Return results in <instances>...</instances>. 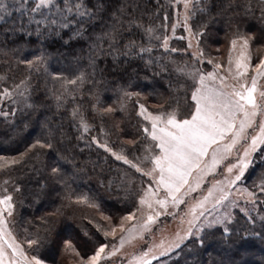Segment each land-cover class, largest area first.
<instances>
[{
  "label": "trees",
  "instance_id": "obj_1",
  "mask_svg": "<svg viewBox=\"0 0 264 264\" xmlns=\"http://www.w3.org/2000/svg\"><path fill=\"white\" fill-rule=\"evenodd\" d=\"M71 2L57 0L59 8L32 13L27 8L33 0L20 11L14 0H5L12 15L0 21V112L7 113L0 115V164H5L0 194L13 197L21 239L37 240L31 255L47 264L79 262L100 244L110 245L103 231L136 211L149 184L94 138L146 168L154 142L143 132L139 104L154 114L175 110L179 119L188 118L191 93L199 85L189 73L225 65L233 39L250 40L254 66L264 58V0H194L190 24L194 33H203L197 39L205 60L188 52L187 42L179 39L183 30L173 32L176 0H104L94 17L74 21L65 7ZM141 47L150 51L139 52ZM5 88L10 98L2 95ZM38 141L52 148H41ZM54 167L59 171L53 173ZM245 181L253 190L264 183V146ZM83 197L98 207L77 203ZM224 227L232 241L240 233L249 238L234 245ZM155 264H264V207L251 217L237 211L232 223L204 230Z\"/></svg>",
  "mask_w": 264,
  "mask_h": 264
},
{
  "label": "snow or ice",
  "instance_id": "obj_2",
  "mask_svg": "<svg viewBox=\"0 0 264 264\" xmlns=\"http://www.w3.org/2000/svg\"><path fill=\"white\" fill-rule=\"evenodd\" d=\"M195 2L198 3L199 0H195ZM14 3L19 4V8L16 10L20 11L26 8L28 0H14ZM176 3H182L185 8V13H187L190 5L193 4V0H176ZM97 5H99V8ZM60 6L57 0H33L32 6L27 8V11L42 13L44 9L59 8ZM65 7L68 13H74V21L75 16L81 18L86 16L94 17L97 11L103 10L104 0H95V3H91L89 0H72L71 4ZM10 15H12V12L5 4V0H0V21L4 20L5 16ZM164 19L167 20V16ZM184 19L185 22L188 20L187 14H185ZM51 23L55 24L56 21L53 20ZM69 23L66 22L62 26L67 28L69 27ZM147 31L152 32L153 30L147 29ZM174 31L175 29L173 28ZM189 33L191 34V29H189ZM195 35L201 36L203 33L197 32ZM179 39H185V37H179ZM236 45L237 40L233 39L231 41L233 50H235ZM191 46V41H189V47ZM163 47L165 50H169L167 38L163 40ZM248 49V40L244 39L241 51L235 58L230 53L226 66L216 63L214 65V69L216 70L208 72L207 74H202L199 69L189 73L194 80L198 79L199 86L195 87L191 93V100L194 101V106L188 118L179 119L175 110L154 114L144 104H139L138 114L145 121H150L151 125L150 129L144 127L143 132L152 141L156 142L155 146L160 150L159 154L155 156L145 157V160H150L154 166L149 171H145L144 175L152 177L155 181L156 189H163L164 195L162 198H157L158 192L149 184L144 196L139 200L141 207L124 216L118 225L119 231L123 234L119 237L118 246L115 244L110 246L108 243H102L93 255L86 259L81 257L79 264H101V261L104 259L117 257L118 252L123 249L126 242L135 239L143 241L144 234L152 231L161 216L172 215L168 211L169 207L178 209L180 205L186 204V197L200 188L205 176L213 172L221 161L231 155L232 150L237 144L245 142L247 146L243 149L242 157L237 154V163L227 166L228 173H233L236 170L234 178L227 179V184L231 186L236 181L241 180L245 170L250 166L251 161L249 157L252 153L256 152L258 145H264V90L258 91L257 87L258 79L264 78V59H260L254 66L255 75L251 77L249 85L246 77L252 66L250 64L251 57ZM147 51H150V49L139 48V52ZM170 51L176 52L178 50L171 48ZM193 55H196V58L199 60L203 56V51L201 50L198 55L196 53ZM207 62L211 64L212 60H208ZM233 64L235 68H233ZM220 69H224L223 75L220 74ZM78 79H82V77H78ZM217 81H219L218 84ZM68 83L75 84L76 80L68 81ZM19 87L18 85L17 88ZM20 94L23 95L24 93L21 92ZM2 95L10 98L12 92L5 88L3 89ZM125 95L138 94L125 93ZM105 111L112 112L113 109L107 108ZM0 115H7V113L0 112ZM72 115L75 117L77 111L74 110ZM257 117H261L262 119L257 122ZM80 122L83 130L87 132L89 125L83 117H81ZM249 130H252V132L250 133ZM94 142L99 147L110 152L117 160H123L124 163L131 164L137 171H141L136 164H132L125 156L113 152L106 144H101L95 138ZM128 143L133 144L135 142L128 141ZM37 144L41 148H52L51 143L44 144L38 141ZM36 146L33 145V147ZM11 163H19V160H12ZM4 166L5 164H0V169L4 168ZM52 171L56 173L59 169L54 167ZM224 184L225 181H216L213 189ZM213 189L208 190V195L203 200L189 206L188 212L185 213V215L192 216V219L187 221L189 227L185 230L183 236L177 234V240L170 247H179L180 242L183 240L193 236H199L204 231L203 226L197 227L195 233L192 229L196 227L199 216L204 215L205 203L209 197L213 196ZM219 190L221 194L216 197L213 207L223 204L229 198L230 192L226 191L223 187H220ZM260 191L264 193V183L260 184ZM248 196L250 202L255 205V193L248 192ZM12 200L13 197L11 195H5L0 198V264H4L6 256L4 236L6 234L7 221L4 219V213L7 210V214L9 216L12 215L14 208ZM77 203H89V201L87 197H83ZM89 206L98 207V205L90 203ZM234 206V202L228 205L229 208ZM145 207L149 210L147 213L143 211ZM197 209L201 211L197 213ZM137 213H140L139 217H137ZM103 219L106 221L111 220L107 216L103 217ZM230 220L231 213L226 212L223 217L216 218L213 223L207 224V227L211 228L214 224L226 225ZM128 222H131L130 226H126ZM223 232L229 234V242L234 245L242 244L249 238L246 233H240L238 239L232 241L230 229L224 227ZM116 233L117 226H111L110 230L103 231L104 237L115 238ZM28 243L32 245L37 244L38 241L30 240ZM199 243L203 245L204 239L201 238ZM65 247L71 249L79 256L74 245L70 242H66ZM157 247L163 249L160 255H166L169 250L163 248V244ZM8 248H11L13 253L21 257L25 264H43V261L37 256H32L31 258L26 257L18 244L8 243ZM106 249L110 250L106 253ZM153 252L154 249L149 248L139 256L134 257L133 260H130L128 264H151L145 258L149 253Z\"/></svg>",
  "mask_w": 264,
  "mask_h": 264
},
{
  "label": "rangeland",
  "instance_id": "obj_3",
  "mask_svg": "<svg viewBox=\"0 0 264 264\" xmlns=\"http://www.w3.org/2000/svg\"><path fill=\"white\" fill-rule=\"evenodd\" d=\"M193 3H194V0H193ZM175 7H176V16H175L176 21H175L174 29L183 30L184 37H185L184 40L187 42V45H188V52L192 54L196 53L198 55L200 52L199 41L194 31L192 30V27L190 24L191 11L193 8V4L190 5L189 9L187 10V13H185V8L182 3L181 4L176 3ZM185 14H187L188 16V20L186 22L184 19ZM189 29H191V34L189 33ZM171 36H174V34ZM243 40L244 39L237 40V45H236L235 50H233L232 46H230L228 57L230 53L234 58L239 54V52L241 51ZM247 40L249 43L248 52L251 57L250 64L252 67H250L246 78L248 79L249 85H250L251 77L255 75V69L253 65V55H254L253 48H252L250 40L249 39ZM189 41H191V45H192L191 47H189ZM194 56L196 57V55ZM202 59L205 60L203 57H201L200 60ZM226 65L227 63L225 64V66ZM233 68H235L234 64H233ZM215 70L216 69L213 68L212 71H215ZM212 71H209V72H212ZM219 72L221 75H223L224 69H220ZM218 83L219 81H217V84ZM257 87H258V91L264 90V78L258 79ZM141 118L146 123V127L150 129L151 127L150 121H145L143 117ZM261 119H262L261 117H257V122H259ZM249 132L251 133L252 130H249ZM155 145H156V142H154V147H152L151 156H155L159 154L160 150ZM246 146L247 144L245 142H241V144H237L236 147L232 150L231 155H229L226 159L221 161L213 172L205 176L204 181L201 183L200 188L197 189L195 192H193L191 195H188L186 197L187 203L184 205H180L178 209L169 207L168 211L172 213V215L161 216L157 224L153 227L152 231L150 233L144 234L143 241L139 239H135V240L126 242L123 249H121L118 252L117 257H111L108 259H104L101 261V264H128L130 260H133L134 257L139 256L142 252L147 251L149 248H153L154 252L149 253V255L145 259L150 261L151 264H155L156 262H160V260L173 254L175 251L181 248L184 244H186L189 240L199 238L203 232H201L199 236H193V237L183 240L182 242H180L179 247H175V248L170 247V245L177 240V234H179L180 236H183L185 234V230L189 227L187 221L191 220L192 216L185 215V213L188 212L189 206L196 204L200 200H203V198L208 195V190L213 189V185L216 183V181H225V184L221 186H217L215 189H213V196L209 197L207 202L205 203L204 215L199 216V219L196 223V227L192 229L194 233L196 232L197 227L203 226L204 230L209 229V227H207V224L213 223L216 218L223 217V215L226 212L231 213V220L228 221L227 224L232 223L236 219L237 211H239L246 217H251L252 214L258 213L260 211V208L262 206L264 207V193L260 191V185L258 186L257 189H254V190L251 189L250 186L246 183L245 178H246L248 171L253 166L257 154L260 152V150L262 149L264 145H258L256 152L252 153L251 156L249 157V160L251 161L250 166L248 169L245 170L244 175L241 178V180L236 181L231 186L227 184V179L234 178V175L236 174V170H234L233 173H228L227 166H230L233 163H237V154H239L242 157L243 149ZM121 161L124 162L123 160ZM153 166L154 164L152 162L150 166H145L146 168L139 165L138 167L141 169V171H138V172L141 175H143L146 178L147 182L152 185V188L158 192L157 198H162L164 195V190L156 189L155 181L152 179V177L144 175V172L149 171ZM149 184L143 190L140 198L144 196L145 191L147 190ZM220 187H223L226 191L230 192L229 198L227 201H224L223 204L213 207L216 197L221 194L219 190ZM248 192L255 193V197H254V199H256L255 205H253L250 202ZM5 195L6 194H0V198H2ZM232 202L235 203V206L232 208H229L228 205L229 203H232ZM12 204H13V200H12ZM139 207L141 206L138 204V208ZM143 211L147 213L149 210L145 207L143 208ZM199 211L201 210L197 209V213ZM14 212H15V209L13 208L12 215L9 216L7 214V210H5L4 219L7 221V225H6V230H5L6 234L4 238L9 243L18 244L20 246V249L24 252L25 256L28 258H31L32 255L30 252V248L32 245L27 244L24 241V239H21L20 232L15 227ZM139 216H140V213H137V217ZM130 224L131 222H128L126 226H130ZM221 225L226 226L225 224H219V225L214 224L213 227L221 226ZM121 235L123 234L119 231V227L117 226L116 237L115 238L111 237L112 243L110 244V246L113 244L118 246L119 237ZM161 244H163V248L169 249L166 255H160V252L163 251V249L157 246ZM4 248H5V253H6L4 264H10V262L11 264H25L24 260L21 257H19L16 253L15 255L12 254V252L6 246L5 243H4ZM109 250L110 249H106V253ZM246 260H252V257L249 256L246 258ZM43 264H47V263L43 261ZM72 264H79V262H74Z\"/></svg>",
  "mask_w": 264,
  "mask_h": 264
},
{
  "label": "water",
  "instance_id": "obj_4",
  "mask_svg": "<svg viewBox=\"0 0 264 264\" xmlns=\"http://www.w3.org/2000/svg\"><path fill=\"white\" fill-rule=\"evenodd\" d=\"M4 243L6 244V246L8 247V241L4 238ZM10 249V251L12 252V254H14L15 255V253H13V251H12V249L11 248H9Z\"/></svg>",
  "mask_w": 264,
  "mask_h": 264
}]
</instances>
